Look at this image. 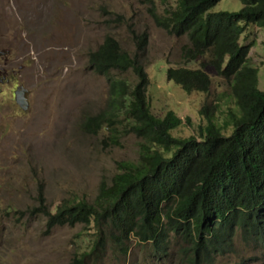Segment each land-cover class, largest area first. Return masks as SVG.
<instances>
[{
    "label": "rangeland",
    "instance_id": "obj_1",
    "mask_svg": "<svg viewBox=\"0 0 264 264\" xmlns=\"http://www.w3.org/2000/svg\"><path fill=\"white\" fill-rule=\"evenodd\" d=\"M173 0H0V61L8 57L9 81L0 84V264H75L94 237L92 225H57L46 230L36 210L41 198L51 211L61 200L95 198L101 181L109 182L116 162L138 158L139 138L121 136L117 144L102 129L87 132L86 117L103 111L112 81L132 79L131 72L98 74L88 64L106 35L132 53L134 36L146 31L143 64L151 112L173 111L182 123L173 136L195 135L204 124L199 113L229 88L211 67L207 94L185 92L166 79L169 66L185 63L181 47L187 36L169 34L155 22ZM239 0H219L212 11H237ZM249 64L257 67V86L264 91V27L247 29ZM27 91L26 110L16 103V86ZM221 107H224L221 103ZM40 193V194H39ZM183 244L172 239L158 260L149 247L128 242V254L105 249L87 264H181ZM210 264H264V247L246 243L238 233L231 248Z\"/></svg>",
    "mask_w": 264,
    "mask_h": 264
},
{
    "label": "trees",
    "instance_id": "obj_2",
    "mask_svg": "<svg viewBox=\"0 0 264 264\" xmlns=\"http://www.w3.org/2000/svg\"><path fill=\"white\" fill-rule=\"evenodd\" d=\"M218 1L173 0L155 18L169 34L187 36L181 59L199 62L196 68L167 67L168 81L187 93L207 94L212 79L205 69L211 67L229 88L223 102L200 108L205 122L195 135L173 136L181 118L171 110L162 117L150 110L142 61L146 31L134 36L132 53L111 35L89 51L95 73L130 71L132 79L112 81L105 109L86 117L83 127L92 133L105 129L113 144L127 134L140 142L137 160L117 161L92 202L64 199L51 211L40 195L36 210L45 216L46 230L93 226L91 244L75 264L96 261L107 248L123 258L130 241L147 245L158 260L172 239L180 240L186 245L181 264H210L238 233L264 247V91L257 86V67L249 64L253 43L242 42L247 29L264 27V0H239L237 11H212Z\"/></svg>",
    "mask_w": 264,
    "mask_h": 264
},
{
    "label": "water",
    "instance_id": "obj_3",
    "mask_svg": "<svg viewBox=\"0 0 264 264\" xmlns=\"http://www.w3.org/2000/svg\"><path fill=\"white\" fill-rule=\"evenodd\" d=\"M13 96L16 103L22 110H26L27 106V91L23 87H19L13 91Z\"/></svg>",
    "mask_w": 264,
    "mask_h": 264
},
{
    "label": "flooded vegetation",
    "instance_id": "obj_4",
    "mask_svg": "<svg viewBox=\"0 0 264 264\" xmlns=\"http://www.w3.org/2000/svg\"><path fill=\"white\" fill-rule=\"evenodd\" d=\"M0 55H1V52H0ZM9 63H10V61H9L8 57H6L2 61H0V84H3L5 82L9 81V78L7 77L8 68L6 66V64L9 65ZM19 87H21V86L18 85V86H16L15 89H17Z\"/></svg>",
    "mask_w": 264,
    "mask_h": 264
}]
</instances>
